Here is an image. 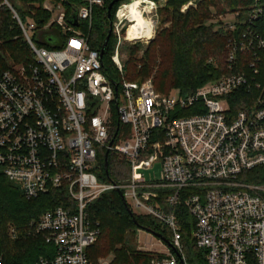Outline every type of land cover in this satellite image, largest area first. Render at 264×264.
<instances>
[{"label":"built area","instance_id":"2783aa9c","mask_svg":"<svg viewBox=\"0 0 264 264\" xmlns=\"http://www.w3.org/2000/svg\"><path fill=\"white\" fill-rule=\"evenodd\" d=\"M135 1H122L112 19L110 58L118 80L103 71L100 49L91 47L82 27L91 25L94 8L105 0H83L79 26L61 5L47 4L64 36L61 47L51 49L31 35L36 22L27 24L14 11L36 61L0 72V168L29 199L51 190L69 196L32 221L34 232L54 247L38 264H111L88 256L100 227L87 211L111 190L169 232L170 240L163 236L169 252L156 253L149 264H190L179 208L191 217L204 264H264V33L256 28L264 8L255 0L225 25L230 73L191 93H160L152 79L138 83L124 76L122 43L149 44L163 6L137 0L135 7ZM3 4L13 9L9 0ZM134 10L155 23L151 37L143 28L130 34ZM114 117L123 126L118 135L112 132ZM102 149L127 160L125 182L99 178ZM156 162L163 179L148 183L140 170ZM12 235L17 237L14 230Z\"/></svg>","mask_w":264,"mask_h":264},{"label":"trees","instance_id":"16d2710c","mask_svg":"<svg viewBox=\"0 0 264 264\" xmlns=\"http://www.w3.org/2000/svg\"><path fill=\"white\" fill-rule=\"evenodd\" d=\"M2 1V0H1ZM46 1L55 7L64 6L68 17L75 7L83 4V0H9L13 8L23 21L32 18L37 29L34 36L39 46L59 48L60 41L64 40L62 30L56 24L46 26L52 13L43 5ZM112 0H105L103 7H95L91 25L83 26L88 34L91 47L101 49L108 33L107 7ZM125 0H120L111 9L113 19L117 6ZM159 1V0H154ZM205 1V0H204ZM229 5V0H226ZM234 2V1H233ZM264 8V0L257 1ZM255 0H237L230 5L231 10L247 8ZM183 0H169L168 4L158 7V26L156 34L150 43L156 44L152 53L150 48L144 51L143 56H137L135 47H126L128 60L124 65L126 80L141 83L142 78L150 76L152 66L159 60V68L154 74L155 89L164 93L167 88L177 87L182 93H191L205 83L230 73L226 65V41L230 35L226 28L213 31L205 23L210 18L209 6H201L196 10L189 8L187 13L180 10ZM163 27L157 35L160 26ZM256 28L264 33V16L257 21ZM23 31L15 18L13 11L5 4L0 7V72L15 65L34 63V53L26 40L22 38ZM157 35V38H156ZM156 38V39H155ZM149 43V44H150ZM114 39L111 34L103 56V71L111 79L118 80V75L110 60L113 51ZM109 54V60L107 58ZM212 60V61H209ZM140 63V68L129 69L130 63ZM134 65V64H133ZM193 113L192 111L186 112ZM112 132L120 134L123 126L114 117L111 124ZM106 150H100L96 163L99 178L104 181L123 183L130 177V165L124 157L115 153H108V168L104 167ZM66 192L51 190L37 198L29 199L14 182H12L0 168V264H38L43 256H52L54 247L46 243L45 234H37L32 227V221L38 219L44 212L58 205L68 202ZM129 206L124 203L117 190L103 193L88 206V214L93 222H98L101 241L88 249V256L96 262L103 251L104 254L113 253L115 259L111 264H149L152 255L150 252L136 253L133 246L134 231L141 227L163 235L160 223L149 216L131 215ZM131 210V209H130ZM178 220L181 225L182 243L187 250L190 264H204L203 252L198 249L192 238V220L187 211L178 209ZM135 219V222L133 220ZM11 227L17 237L11 234ZM103 232V233H102ZM164 236V235H163ZM165 237V236H164ZM97 239V240H98ZM102 244V245H101ZM101 247L97 249L98 246ZM100 250V251H99Z\"/></svg>","mask_w":264,"mask_h":264},{"label":"rangeland","instance_id":"374dc122","mask_svg":"<svg viewBox=\"0 0 264 264\" xmlns=\"http://www.w3.org/2000/svg\"><path fill=\"white\" fill-rule=\"evenodd\" d=\"M168 1L169 0H159V1H155V2H157V4L164 5V4H168ZM233 1L237 2V0H229V5H228L226 0H205V1L204 0H183V4L181 5V8H180L181 10L180 11L182 13H187L189 8H192V10H196L198 7H200V5L203 6V7L209 6L208 8H209V10L211 12L210 13V18H209L208 21H206L205 24L207 26H209L213 31H217V30H221L222 28H225V25L228 24L229 22H234L235 19H236L234 14L237 11L241 10V7H240V9H239V7H237L238 9L231 10L230 5H232L234 3ZM47 4L53 5L49 1H46L43 6L45 7ZM10 9L13 11L14 16H15V12L14 11H16V10L14 8H13L14 10L12 8H10ZM60 11L61 12H66L67 9L64 6H62ZM51 13H52V16H51L50 20L48 21V23L46 24V26H48V27L52 25L54 19L57 16L56 12H51ZM152 16L156 20V15H155V10L154 9L152 10ZM157 20H158V17H157ZM25 22L27 24H30V22H34V20L32 18H28V19L25 20ZM84 25H86L85 22H83L82 27ZM168 26H169V23L163 24L161 26V28L159 26V28L157 30V35H158V32L163 27H168ZM35 33H36V31L35 32H31V35L34 37ZM157 35H156V38H157ZM22 38L24 40H26L24 35H22ZM154 41H153V43H150V44H145V43H142V42H138V43H127V42H124V43H122L121 48H120V55H121L122 63L125 65V62L128 60V54H127L128 51L126 50V47H128V46L135 47V49L137 50L136 51L137 56L141 57V56H143L144 51L147 50V48H150V52L151 53H152V51L155 48H157V46L154 43ZM107 55H108L107 58L109 60V54H107ZM110 60H111V58H110ZM155 61H156V63L151 65L152 66V70H153L152 74L150 76H147V77L142 78V79H144V80L145 79L146 80L147 79H152V80L154 79V74H155L156 70L160 67L159 64H158L159 60L157 59ZM111 62H112V60H111ZM112 64H113V62H112ZM113 66H114V64H113ZM128 66L130 67L129 68L130 70L133 69V66H135V69H139L140 68V63H138V62H133L132 63L131 62L130 65H128ZM164 91H166L164 93H173V92H177V91L180 92L181 90L179 88H177V87H171L169 89L167 88ZM140 173L143 174L145 180L148 183L160 182L163 179L161 162H156L150 167L141 169ZM127 204L129 205V208L131 209L132 213H134L136 216H141V217L142 216H148V215H146L144 213L143 210L135 208L131 204V201H128ZM149 217H151V216H149ZM14 229H15L14 227H11V234H12ZM160 231L163 233V235L168 240H170L171 236H170L169 232L167 231V229H165L163 226H161L160 227ZM134 232L135 233H134V238H133V244H134L133 246L135 247L136 253H138V252H147L149 250H151L150 253L152 255H155L156 253H163L164 254V253H168L169 252L170 246L167 244V242H165L164 240L160 239L159 237L154 235L152 232H149L148 230H146L144 228H141V227H136ZM102 235L103 234H101V236ZM101 236L96 241V245L101 241ZM101 245L98 246L97 249H99L101 247ZM140 248L142 250H144V251H141ZM184 251H185V253L187 255V250L184 249ZM100 253L101 254L98 256L99 258L97 260L105 259V260H108L110 263H112L114 261V259H115V255L113 253L104 254L103 251H100Z\"/></svg>","mask_w":264,"mask_h":264},{"label":"water","instance_id":"95a60500","mask_svg":"<svg viewBox=\"0 0 264 264\" xmlns=\"http://www.w3.org/2000/svg\"><path fill=\"white\" fill-rule=\"evenodd\" d=\"M119 1H120V0H112V1L108 4V7H107V17H108L109 25H108V33H107V35H106V37H105V39H104V41H103L102 47H101V49H100V58H101V59H102V57H103V55H104V53H105V51H106V47H107L108 41H109L110 36H111V34H112L111 9H112L113 5L116 4V3L119 2ZM78 14H79V9H78L77 7H75L74 10H73L72 15H71L70 18H69V21H70L73 25H75V26H79ZM116 88H117V87H116ZM104 167H105V169L107 170V168H108V151L106 152V155H105V159H104ZM118 193H119V195H120L122 201H123L124 203H126L125 200H124V197H123V195H122V192L118 191ZM129 212H130L131 215L133 214L132 211H131L130 209H129ZM133 220H134V222H135L134 217H133ZM148 231H149V230H148ZM149 232H152V231H149ZM152 233H153L154 235H156L157 237H159L160 239L165 240L164 237H163L162 235H160V234H158V233H154V232H152Z\"/></svg>","mask_w":264,"mask_h":264},{"label":"bare ground","instance_id":"6f19581e","mask_svg":"<svg viewBox=\"0 0 264 264\" xmlns=\"http://www.w3.org/2000/svg\"><path fill=\"white\" fill-rule=\"evenodd\" d=\"M137 4H139V2L136 0L133 3V6L136 7ZM150 10H151V7L147 8V12H148L149 15H150V12H151ZM133 19L136 22L131 27L130 34L131 33L133 34L136 31V29L139 30L138 28H143V30L147 32L148 37H151L153 35L155 23L152 20H150V19H148L146 17L142 18L141 15H140V13L137 10H134Z\"/></svg>","mask_w":264,"mask_h":264}]
</instances>
